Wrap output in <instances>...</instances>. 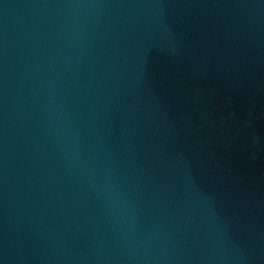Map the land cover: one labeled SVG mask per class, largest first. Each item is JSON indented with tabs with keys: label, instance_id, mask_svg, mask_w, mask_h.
Returning a JSON list of instances; mask_svg holds the SVG:
<instances>
[{
	"label": "water",
	"instance_id": "1",
	"mask_svg": "<svg viewBox=\"0 0 264 264\" xmlns=\"http://www.w3.org/2000/svg\"><path fill=\"white\" fill-rule=\"evenodd\" d=\"M0 264H264V0H0Z\"/></svg>",
	"mask_w": 264,
	"mask_h": 264
}]
</instances>
